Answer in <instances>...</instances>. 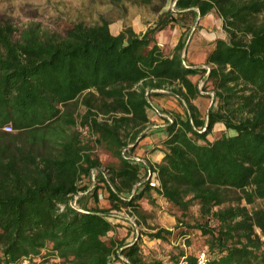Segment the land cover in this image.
Wrapping results in <instances>:
<instances>
[{
  "label": "trees",
  "instance_id": "16d2710c",
  "mask_svg": "<svg viewBox=\"0 0 264 264\" xmlns=\"http://www.w3.org/2000/svg\"><path fill=\"white\" fill-rule=\"evenodd\" d=\"M172 2L143 34L102 21L14 41L0 26V264H264V0ZM212 12L225 36L189 67L188 34ZM174 27L165 53L155 36ZM151 192L180 213L185 249L136 229Z\"/></svg>",
  "mask_w": 264,
  "mask_h": 264
},
{
  "label": "rangeland",
  "instance_id": "374dc122",
  "mask_svg": "<svg viewBox=\"0 0 264 264\" xmlns=\"http://www.w3.org/2000/svg\"><path fill=\"white\" fill-rule=\"evenodd\" d=\"M173 7L172 0H151L148 5L134 4L130 0H0V26L9 25L15 32L12 40H17L19 34L28 28H37L41 35H55L58 38L65 37L68 29L76 24L86 27L96 25L102 21L108 23L111 32L116 33L125 28H131L137 34H143L147 28L152 26L161 13ZM181 35L178 27L166 28L155 36V42L161 45L165 53H169ZM225 34L221 27V21L212 12L195 25L188 34L183 56L189 67H206L204 61L210 49V43ZM197 77H194L196 80ZM202 87V80L199 82V89ZM201 101H203L201 99ZM200 101V102H201ZM200 105L201 103L198 102ZM160 106V105H159ZM203 105H201V108ZM160 108V107H159ZM83 109L80 108V111ZM94 154L105 164L111 162L103 149L96 147ZM154 206L144 205L150 219L136 227L139 232L150 233L159 228L172 231L173 236L169 239L171 246L185 249L182 239L177 237V232L187 230L183 225L177 223L180 213L171 209L170 206L160 199L154 192ZM196 207L190 209L191 213ZM130 222L136 218L127 211L120 212ZM189 221V220H187ZM118 237L124 235V229L118 228ZM192 242L190 250L201 243L199 232L188 230ZM151 248L160 252L169 248V245L162 243L160 246L151 244ZM114 264H125L123 258ZM44 264H50L48 262Z\"/></svg>",
  "mask_w": 264,
  "mask_h": 264
},
{
  "label": "crops",
  "instance_id": "0c3cea01",
  "mask_svg": "<svg viewBox=\"0 0 264 264\" xmlns=\"http://www.w3.org/2000/svg\"><path fill=\"white\" fill-rule=\"evenodd\" d=\"M119 31H117L116 33H118ZM115 33V34H116ZM177 41V40H176ZM156 100V99H155ZM200 99H198V100H196L195 101V103H198V101H199ZM157 101H159L160 103H163V102H165V100H163V99H160V100H157ZM156 101V102H157ZM164 105H166L165 103H164ZM161 106V105H160ZM143 144H142V146H140V148L137 150V152H139L140 154H142L143 153V155L144 156H146L147 158H149L150 160H152V161H156V160H158V155H157V153H148V151L150 150V149H152V148H154L155 146H157V145H155L154 146V144H152V142L150 141V140H145V141H143L142 142ZM147 151V152H146Z\"/></svg>",
  "mask_w": 264,
  "mask_h": 264
},
{
  "label": "built area",
  "instance_id": "2783aa9c",
  "mask_svg": "<svg viewBox=\"0 0 264 264\" xmlns=\"http://www.w3.org/2000/svg\"><path fill=\"white\" fill-rule=\"evenodd\" d=\"M159 47H161L160 44H158ZM2 131L6 133L12 132V128L9 125H5L2 127ZM155 184H151V186H154ZM134 223V222H131ZM196 264H207L206 263V257L204 252H199L196 256Z\"/></svg>",
  "mask_w": 264,
  "mask_h": 264
},
{
  "label": "water",
  "instance_id": "95a60500",
  "mask_svg": "<svg viewBox=\"0 0 264 264\" xmlns=\"http://www.w3.org/2000/svg\"><path fill=\"white\" fill-rule=\"evenodd\" d=\"M209 107H210V105H209Z\"/></svg>",
  "mask_w": 264,
  "mask_h": 264
}]
</instances>
